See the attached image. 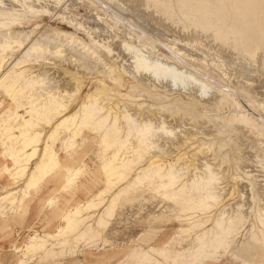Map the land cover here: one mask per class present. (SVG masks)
Masks as SVG:
<instances>
[{"label":"bare ground","instance_id":"obj_1","mask_svg":"<svg viewBox=\"0 0 264 264\" xmlns=\"http://www.w3.org/2000/svg\"><path fill=\"white\" fill-rule=\"evenodd\" d=\"M167 1L0 0V106L7 102L0 110V201L16 204L18 189L20 204L57 172L54 145L66 134L70 142L94 134L113 150L102 187L46 237L54 245L29 237L24 256L37 264L101 239L121 199L139 190L161 194L186 225V239L181 251L149 247L131 264H210L227 252L252 264L264 251V118L253 111L264 113V63L260 55L253 64L235 62L222 39L179 22L174 37ZM188 3L176 0L174 9L197 15ZM248 6L259 8L246 17L264 34V0H243L242 10ZM79 7L97 28L83 24ZM46 17L71 31L32 24ZM129 87L149 100L125 99ZM228 93L250 108L243 111Z\"/></svg>","mask_w":264,"mask_h":264},{"label":"rangeland","instance_id":"obj_2","mask_svg":"<svg viewBox=\"0 0 264 264\" xmlns=\"http://www.w3.org/2000/svg\"><path fill=\"white\" fill-rule=\"evenodd\" d=\"M242 1L190 0L188 7L195 8L197 15L190 14L184 17L177 9H174L176 0H169L165 3L167 8L173 10L168 18L169 33L175 37L176 25L184 24L187 29L200 31L205 39H215L214 37L222 39L226 43L225 47L231 51L235 62L253 64L260 55L264 63V34L256 31L251 17H246L247 14L251 16L257 13L259 8L248 6L242 10ZM86 12L87 10L83 7L75 11L82 16L81 21L84 25L95 28V21ZM65 23L57 18L51 21L46 17L37 19L32 24L39 28L47 24L71 31ZM32 24L26 27L31 28ZM38 33L39 31L36 34ZM238 35L247 36L250 40L243 42ZM81 37L84 36L81 35ZM200 68L203 72H207L206 68ZM210 74L214 80H218L216 74L213 72ZM84 92L85 89H83ZM121 93L127 100L135 102L149 100L146 93L138 88L129 87L123 89ZM227 98L240 108L244 106L250 108L248 100L241 95L237 98L228 93ZM6 103L0 106V110L7 108ZM242 110L246 111L243 108ZM253 111L264 118V113L259 108ZM244 114L255 123L258 129L260 128L261 123L253 112H244ZM85 134H89L88 130ZM69 136L66 134L54 145L58 170L53 176L42 180L38 188L32 190L20 204L17 201L21 198L18 189L13 192L17 199L16 204L11 206L8 202L0 201V264H37V259L24 256V245L29 237L36 236L54 245L55 242L46 237L57 234L63 224V214L78 203L86 201L91 193L102 187V170L110 161L113 150H107L94 134L91 135V139L78 137L72 142L68 139ZM74 170L77 174L72 186L66 191L63 189L66 178ZM2 196L3 191L0 186V198ZM48 200H54L55 203L47 205ZM165 203L161 194L157 192L139 190L130 193L121 199L117 215L110 222L108 231L102 233L101 239L90 245L80 243L64 258L44 261L41 264H131L137 253H143L149 247L161 248L165 251H181L186 239L181 228H185L186 225L178 222L175 210L166 209ZM103 238L105 242L101 241ZM6 256L11 259H4ZM171 258L174 256L171 255ZM168 264L172 262L168 261ZM210 264H240V261L233 258L231 252H227L216 263ZM252 264H264V251H260Z\"/></svg>","mask_w":264,"mask_h":264},{"label":"crops","instance_id":"obj_3","mask_svg":"<svg viewBox=\"0 0 264 264\" xmlns=\"http://www.w3.org/2000/svg\"><path fill=\"white\" fill-rule=\"evenodd\" d=\"M16 229V228H15ZM26 231V230H25ZM4 259H6V260H10L11 258L10 257H8V256H6V257H4ZM10 264V263H9Z\"/></svg>","mask_w":264,"mask_h":264}]
</instances>
